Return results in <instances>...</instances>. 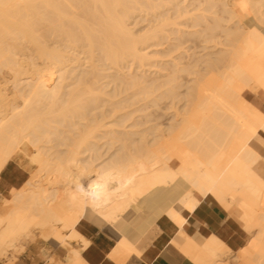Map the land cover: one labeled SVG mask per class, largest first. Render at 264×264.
Instances as JSON below:
<instances>
[{"label": "bare ground", "instance_id": "6f19581e", "mask_svg": "<svg viewBox=\"0 0 264 264\" xmlns=\"http://www.w3.org/2000/svg\"><path fill=\"white\" fill-rule=\"evenodd\" d=\"M220 1L203 0L199 15L180 0H0V257L38 234L77 242L60 250L63 264H88L81 251L108 227L117 264L154 230L187 264H264V0ZM170 6L186 21L155 12L144 33L128 26L134 9ZM171 24L199 30L177 36ZM208 42L224 48L201 54ZM138 43L165 46L151 55ZM156 54L174 59L165 73L114 76L136 89L101 94L105 62L144 66ZM101 166L124 169L131 185L106 207L73 200V178ZM203 198L240 236L188 231Z\"/></svg>", "mask_w": 264, "mask_h": 264}, {"label": "rangeland", "instance_id": "374dc122", "mask_svg": "<svg viewBox=\"0 0 264 264\" xmlns=\"http://www.w3.org/2000/svg\"><path fill=\"white\" fill-rule=\"evenodd\" d=\"M216 1H218V3H219V1L220 0H216ZM203 2V0H185V1H183V0H180V2H179V6L180 7H184L185 9H188L189 10V12H191V11H193L192 10V8L194 7V6H198V9L199 10H194L195 12H193L194 14H199V13H201V12H203V11H201L200 9L201 8H205V6H206V3L205 2H203V3H205V4H201ZM220 2H222V0L220 1ZM201 4V5H200ZM220 5V4H219ZM178 6V7H179ZM173 6H170L169 7V11H167L168 9H165V8H160V10H157V9H155V11H154V13L152 12L153 11V9H152V11H150L148 8L146 9L145 7V10L143 11V7H140V8H142V9H139V8H137L136 10V12H135V9H134V12L132 13L131 12V16H132V18L130 17V19H129V23H128V26L129 27H131V29H132V31L135 33V34H139V32L140 33H144L143 31L145 30L146 31V29H148L147 27H150L153 23H154V20H155V17H156V15H158V13H160L161 15L162 14H164V15H170V14H173V12L175 11V7L176 6H174L173 8H172ZM138 9H139V12H138ZM181 9V8H180ZM183 9V8H182ZM191 9V10H190ZM140 10H142V11H140ZM160 11V12H159ZM157 14H156V13ZM162 12V13H161ZM167 14H166V13ZM207 12V11H206ZM156 14V15H155ZM203 14H205V13H202L201 15H203ZM207 14H209V12L207 13ZM211 14V13H210ZM210 14L209 15H207L208 17L210 16ZM153 15V16H152ZM200 15V14H199ZM212 15V14H211ZM171 16V15H170ZM205 16H206V14H205ZM213 16V15H212ZM212 16H210V18L207 20V18H205V22H207V21H211V17ZM174 17H175V12H174V14L172 15V17H171V19L172 20H174L175 22H181L182 20H184V21H186L185 19H187L186 17H185V19H184V17H180V18H177V19H174ZM188 17V16H187ZM193 17V16H192ZM191 17V18H192ZM128 19V18H127ZM153 19V20H152ZM187 21H190V20H187ZM153 22V23H152ZM183 22V21H182ZM222 24L224 23V22H222V21H220ZM131 23V24H130ZM151 24V25H150ZM224 24H228V23H224ZM223 24V25H224ZM197 27V26H196ZM196 27H185L184 25H182V24H180V25H177V24H171V25H169L168 26V28H169V31H170V29H175V30H172V31H170V32H176V30L178 29L179 30V32H178V30H177V36H179L178 34H181V35H183L181 32H183V30H185V32H184V35L186 34V32H188L189 30H199V29H197ZM167 28V29H168ZM198 28H200V26L198 27ZM201 29V28H200ZM143 30V31H142ZM181 30V31H180ZM187 30V31H186ZM190 32V31H189ZM165 34V33H164ZM168 34V33H167ZM175 35V33H172L171 35H170V37L173 39V36ZM176 37V36H175ZM148 42V41H147ZM151 42V41H150ZM149 43V42H148ZM140 44H142V43H138L137 45H138V47L139 48H142V49H140V51H142V52H146L147 54H151L152 55V53L154 52V51H158V50H162L163 48H164V44L163 45H159V46H149V47H147L146 46V44H145V46L143 45H141V47H140ZM203 45H204V43H203ZM205 45H206V48L205 49H201V54H203V53H205V52H213V51H217V50H219L220 48H224V46L223 45H220V44H214V42H208V43H205ZM174 53H172L171 55L172 56H174L173 55ZM82 54H80L79 55V57H80V61H81V59H83L82 58ZM150 56V55H149ZM127 60H129V59H127ZM173 60L174 59H171L170 58V56H168V55H160V54H156V55H154V57L152 58V60H148V64L146 63V65H144V66H140L139 64H141V63H139L138 64V62L137 63H135V61H132L131 62V60H129V61H126V63H124V62H120L119 63V67L118 66H116L115 65V67H110L111 66V64H109V62H108V64L110 65V66H108L107 65V63L105 62V66L104 67H100V69L102 68V70H101V73H102V78H101V80H100V87H103V88H101L102 90L100 91L101 92V94H103L104 92H110V93H117V97H120V96H126V95H129V94H131V92H133L136 88H127L126 86H125V84L124 83H119V84H117L116 82H113L112 80H113V77L114 76H119V77H121V78H127V79H129V77L131 76V75H137V76H139L140 78H141V80H149L150 79V77H157V76H159L160 74H163V73H165L166 71L165 70H163V69H161L160 68V65L161 64H164V65H166V66H168V64H170L171 63V61L173 62ZM83 61V60H82ZM124 61V60H123ZM128 62H131V63H128ZM122 63V64H121ZM144 63V62H143ZM143 63H142V65H143ZM144 63V64H145ZM152 64V65H151ZM84 67V68H83ZM77 69H79V70H86L87 68H85V64H82V65H80V67H78ZM78 70V71H79ZM58 74L56 73V74H53L51 77H50V80H52L51 82H53V83H55V81H58V78L56 79V76H57ZM134 75V76H135ZM184 76H185V74H183ZM58 77V76H57ZM187 79H189V75L188 76H185ZM190 79H191V77H190ZM117 81V80H116ZM189 83H191V82H189ZM188 83V84H189ZM116 85V86H115ZM248 93H249V95H247V96H249V98H250V94H251V97H252V95H253V93H254V91L251 89V88H247V90H246ZM177 99V98H176ZM176 99H174V101H176ZM184 101V99L183 100H180V101H176L177 102V104H176V106H181ZM163 103H164V101L163 100H161L160 101V105H163ZM151 108V109H150ZM155 108V106H152L151 105V107H149V110H152V109H154ZM172 111H173V109L172 108H168V109H165V110H163V112H165V113H167L169 116L171 115V113H172ZM162 120H164V118L162 119ZM5 190L4 189H0V194L1 195H4L5 194ZM1 214H4L3 212H0ZM100 229H102L103 231H106V232H109L110 234H111V236H112V238H113V240L115 239V237H114V235H112V233H111V231H110V229L108 228V227H103V228H100ZM99 230V229H98ZM97 230V231H98ZM157 232H159L158 230H154L153 232H152V236H151V238L157 233ZM236 234H238L239 235V232H237V230H236V232H234V233H229V240H231V239H233V237L234 236H236ZM34 236V237H33ZM32 236V238L31 239H28L27 241H24L22 244H24V247L23 248H18L17 250H15V252L14 253H12V252H9L7 255H5L4 257H0V262H4V263H6V264H11V263H14L20 256H22V255H24V254H26L27 252H39V253H44V255L47 257V260H44V263L45 264H63V262H64V260L66 259V257L65 256H63V254H62V251L60 252V250H62V248H63V253L66 255V254H69L70 253V250H72L73 248H76L77 247V242H75V241H69V242H65V243H58V242H56V238L55 237H49V238H46V239H44V238H42V237H40L38 234H35V235H33ZM240 236V235H239ZM150 238V239H151ZM222 238V237H221ZM149 239V240H150ZM223 239V238H222ZM224 241H226L225 239H223ZM226 243H227V241H226ZM246 243V241L245 242H241V244H243V246H245L244 244ZM61 245V246H60ZM72 246V247H71ZM75 246V247H74ZM66 248V249H65ZM68 248V249H67ZM22 249V250H21ZM44 249V250H43ZM21 250V251H20ZM68 250V251H67ZM16 251H17V253H16Z\"/></svg>", "mask_w": 264, "mask_h": 264}, {"label": "crops", "instance_id": "0c3cea01", "mask_svg": "<svg viewBox=\"0 0 264 264\" xmlns=\"http://www.w3.org/2000/svg\"><path fill=\"white\" fill-rule=\"evenodd\" d=\"M200 205L197 208L198 211L195 210L189 218L188 231L194 234L199 228L204 233L214 232L229 242V233H234L235 228L227 213L209 198H203ZM96 239L95 242L81 251L85 261L88 264H117L106 255V250L114 241L111 234L99 229L96 232ZM168 243L169 235L165 231L157 232L147 242L140 255H131L122 264H187L185 257L171 249L172 247ZM44 260H47L44 253L27 252L11 264H45ZM0 264L6 263L0 262Z\"/></svg>", "mask_w": 264, "mask_h": 264}, {"label": "clouds", "instance_id": "9594fccd", "mask_svg": "<svg viewBox=\"0 0 264 264\" xmlns=\"http://www.w3.org/2000/svg\"><path fill=\"white\" fill-rule=\"evenodd\" d=\"M131 183L119 166H101L91 174L84 170L72 180L71 198L83 199L94 208L106 207L114 195L125 191Z\"/></svg>", "mask_w": 264, "mask_h": 264}]
</instances>
